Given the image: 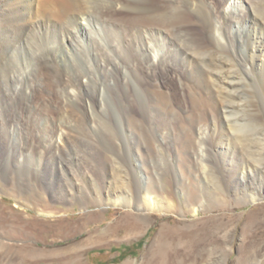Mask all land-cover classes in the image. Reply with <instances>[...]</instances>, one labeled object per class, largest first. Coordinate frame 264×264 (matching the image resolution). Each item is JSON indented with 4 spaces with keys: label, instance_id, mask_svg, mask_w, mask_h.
Masks as SVG:
<instances>
[{
    "label": "bare ground",
    "instance_id": "bare-ground-1",
    "mask_svg": "<svg viewBox=\"0 0 264 264\" xmlns=\"http://www.w3.org/2000/svg\"><path fill=\"white\" fill-rule=\"evenodd\" d=\"M208 6L207 0H0V158L9 153L2 166H16L18 180L30 182V174L38 176L37 179L46 188L43 204L34 205L43 208L39 209L40 214L49 217H53L54 213H46L51 209L46 200H58L59 196L55 192L57 184H53L51 179L54 167L64 165L61 168L62 177L77 183L76 187H81L85 180L96 185L90 196L95 199L98 212L87 214L84 222H63L60 224L64 228L60 231L62 234H74L77 229L84 228V223L90 227L92 222H100V212L107 207L132 209L137 214L128 215L135 217L137 223H144L160 206L152 196L154 184L151 186L152 181L143 180L139 173L135 176L127 172L125 182L118 181L109 164L111 160L105 157L112 150L106 137L99 150L88 157L87 151H82L75 142L67 141L71 149L60 139L58 143L54 137H65L63 128L66 126L63 127L62 122L51 124L46 117L53 109L55 111L62 104L66 105L67 101L78 102L77 106L84 111V115L91 117L93 126L101 128L107 136L110 127L96 112L108 110V97L113 94L114 98L122 100L123 113L130 116L134 97L122 98L123 92L120 91L123 85L130 87L131 82L139 87L141 84L137 75L140 74L147 82L157 79L166 82L173 76L179 78L181 86L194 82L215 102L219 111L215 116L219 119L214 117L217 121L210 128L214 133L220 132L216 140L220 147L218 161L226 174L233 177L236 194H242L243 199L252 204L261 201L258 192L262 185H257V182L264 180V122L258 118L260 112L252 108L241 90L240 75L234 72L232 64L223 56L235 55L236 37L245 35L250 47V61L242 66L245 71L260 67L264 77V0H221L213 10ZM245 6L253 11L244 13ZM80 20L88 21V26H82ZM92 28L98 29L102 36L97 37V30ZM84 44L89 50L85 49ZM201 56L218 60L219 64L206 58L202 61ZM203 62H208L206 72L201 68ZM32 75L35 76L34 80L24 84L25 77L31 79ZM34 83L38 84L39 90L30 96L29 90ZM50 87H56V90L52 92ZM143 113L147 119L155 116L159 121H164L158 112L155 115L148 110ZM24 114L35 123V128L42 125L41 129L38 128L40 143L49 147L48 157H36L27 152L29 146L26 150H20L14 144L7 143L18 130L28 131V126L20 122ZM246 130L253 132L250 136L255 137L246 141L247 147L255 155L250 162L243 159L230 133L234 131L242 135ZM122 159L125 166L137 170L143 162L133 154ZM65 164L81 165L89 171L78 175ZM95 164L105 171L103 185L96 181L103 178L100 170L93 175L90 172ZM31 167L34 168L32 173L29 170ZM203 169L212 167L205 161ZM0 172L5 177H12L3 167ZM15 192L22 196L18 189ZM88 202L86 198L85 203ZM21 207H24L23 204L17 200L15 208ZM2 208L0 206V211ZM4 214L10 215L13 211L0 212V255L6 257L12 256L8 252L11 245L5 241L6 237H15L21 231L5 228ZM27 220L30 221L29 218ZM19 224L22 221L14 219V226L18 227ZM111 235L106 233L93 243L109 242L107 238ZM22 248L21 252L24 250ZM81 249V245L73 246L65 254L77 253ZM14 257L23 256L13 253L12 259ZM26 260L24 256L23 261ZM0 264L16 263L0 258Z\"/></svg>",
    "mask_w": 264,
    "mask_h": 264
},
{
    "label": "rangeland",
    "instance_id": "rangeland-1",
    "mask_svg": "<svg viewBox=\"0 0 264 264\" xmlns=\"http://www.w3.org/2000/svg\"><path fill=\"white\" fill-rule=\"evenodd\" d=\"M220 1L207 0L209 9L213 10ZM244 10V13L253 11L248 6ZM80 24L87 27L88 21L80 20ZM94 31L97 32V37L102 36L98 29ZM84 47L89 50L85 44ZM234 48L235 55L225 54L223 58L240 75L241 90L252 108L260 112L258 118L264 122V77L261 68L245 71L242 66L250 61V47L246 43L245 35L236 37ZM201 58L202 61L206 58L219 64L218 60L210 57ZM207 63H201L205 72L208 71ZM25 78L24 84L35 76L32 75L31 79L28 76ZM172 78L166 82L160 79L147 82L140 74L137 75L141 84L139 87L133 82L130 87L123 85L121 97H134L130 116L123 113L122 100L114 98L113 94L112 97L109 96L110 111L96 112L110 127L107 136L101 128L93 126L91 117L84 115V111L77 106L78 102L67 101L66 105L62 104L46 116L51 124L62 122L63 127H68L63 128L66 131L65 137H54L58 143L61 140L62 143L70 145L68 149H71L69 142H75L82 151H87L88 157L95 154L103 142L109 140L112 153H106L105 157L111 160L109 164L119 182H125L127 172L135 176L139 173L143 180L152 181L151 186L154 184V192L157 193L153 192L152 196L160 206L155 208L145 222L137 223L133 217L137 212L132 209L107 207L100 212V222L94 221L90 227L84 223V228L77 229L74 234H62L60 231L64 228L60 224L63 222H84L83 218L87 214L98 212V205L90 196L96 185L85 180L81 187H76L77 183L62 177L61 168L64 165L61 168L54 167L51 179L53 184H57L55 192L59 196L58 200H46L51 208L46 213L52 212L54 216L40 214L39 209L43 208H37L34 203L43 204L42 197L46 188L44 183L33 174H30V177L33 175L29 177L30 182L18 180L16 166H2L9 155L5 153L0 158V171L3 167L12 177H5L0 172V206L3 207L0 212L2 214L3 211L12 210L13 214L3 215V225L11 231L21 232L15 234V237H6L5 241L11 245L8 252L12 256L0 255L1 259L16 264H264V180L257 182V185L262 186L258 192L261 201L256 204L243 199L242 194L235 193L233 177L226 174L218 161L220 147L216 140L220 132L214 133L210 128L219 119L215 116L219 113L215 102L198 89L194 82L183 83L182 87L177 76ZM180 79L183 80L182 77ZM50 89L54 92L56 87ZM38 90V84L34 83L29 95L33 96ZM147 110L154 113L153 115L158 112L164 121H159L155 116L145 118L143 112ZM61 111L63 112L60 113ZM218 121L220 127L221 122ZM20 122L28 126V131L18 130L15 137L7 140V143L14 144L20 150H26L29 146L27 152L30 151L36 157H48L49 147L40 143L41 133L38 128L41 129L42 125L35 128V123L26 118V114ZM230 133L243 159L250 162L255 155L247 147L246 141L255 138L250 136L253 132L246 130L242 135L234 131ZM131 154L143 161L139 170L125 166L122 158ZM203 155L212 169H203ZM65 166L72 168L78 175L89 171L81 165ZM92 169V175L100 172L103 178L96 181L103 185L105 171L97 164ZM29 170L32 173L34 168ZM15 189L21 192V197ZM68 192L71 194L68 195ZM86 198L89 199L87 204ZM17 200L24 207L15 208ZM197 209L199 210L196 213ZM14 219L22 221L18 226L20 229L14 226ZM106 233L112 234L107 238L110 239L109 242L93 243ZM77 245L82 246L79 252L65 254L69 248ZM23 246L26 248H22ZM21 248L24 249L23 252ZM13 253L26 256L27 260L23 261V257L12 259Z\"/></svg>",
    "mask_w": 264,
    "mask_h": 264
}]
</instances>
